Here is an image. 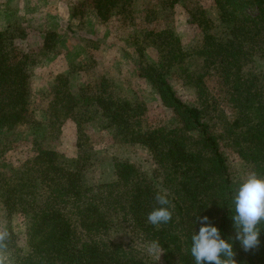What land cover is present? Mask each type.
<instances>
[{
    "label": "trees",
    "instance_id": "trees-1",
    "mask_svg": "<svg viewBox=\"0 0 264 264\" xmlns=\"http://www.w3.org/2000/svg\"><path fill=\"white\" fill-rule=\"evenodd\" d=\"M180 0H167L174 7ZM216 18L190 0L189 22L198 31L190 50L170 30H150L146 43L156 49L160 66L142 64L138 75L158 94L160 105L149 107L114 87L105 74L76 87L71 75L58 72L31 106L32 69L39 50H51L57 33L45 32L37 48L17 44L27 35L0 30V132L40 127L55 137L66 120L76 127L75 164L59 150L32 135V154L19 166L0 169V205L7 217L24 216L22 234L8 229L0 249L3 264H155L134 242L156 240L163 264H195L191 236L198 216H207L223 238L234 234L232 197L241 181L234 180L220 148L222 138L251 172L264 177V0H212ZM86 8L100 19L112 13L130 19L133 0H82L71 14ZM146 18L151 21L150 15ZM175 67L196 93L197 105L185 103L162 69ZM35 109L44 117L37 118ZM170 113V119L167 115ZM173 120V121H172ZM111 134L114 177H88L93 159L90 123ZM148 152L170 191L172 220L159 226L147 222L158 207L161 191L128 155L126 147ZM126 226L127 242L110 237ZM260 247L244 252L233 244L236 264H264V223L259 226Z\"/></svg>",
    "mask_w": 264,
    "mask_h": 264
},
{
    "label": "rangeland",
    "instance_id": "rangeland-1",
    "mask_svg": "<svg viewBox=\"0 0 264 264\" xmlns=\"http://www.w3.org/2000/svg\"><path fill=\"white\" fill-rule=\"evenodd\" d=\"M167 0H133L130 19L124 22L112 13L107 19H100L91 8H86L81 15L71 14L74 4L82 0H0V30L8 29L15 35L23 28L27 35L17 39L16 43L24 47L37 48L47 31H55L57 40L51 50H39L40 62L32 69L31 106L34 109L52 78L58 72L71 75L73 84L83 86L105 74L114 87L138 98L149 107L161 103L154 87L146 78L138 75L142 64L160 66V57L154 47L144 40L150 30L168 29L172 31L190 50L196 43L198 31L189 22L187 8L190 0H180L174 7L166 5ZM207 14L217 17L212 0H196ZM150 15V20L146 15ZM256 67L264 69V63H256ZM165 77L173 85L177 95L189 105H197L195 90L184 83L177 74L176 68L162 69ZM37 118L44 117L35 109ZM167 115L170 117L169 110ZM171 120V119H170ZM67 121V120H66ZM65 121V122H66ZM173 121V120H172ZM65 122L57 136H44L41 129L22 127L19 131L0 132V169L8 170L19 166L32 154V139L35 135L43 137V144L55 148L68 155V164L73 167L75 158V140ZM85 130L90 134L93 146V159L87 170L88 177L99 181H108L114 177L113 155L108 146L111 134L100 129L96 123H90ZM74 140V143L71 142ZM74 144V149L71 146ZM220 148L225 157L231 177L236 181L246 179L250 174L248 165L234 152L228 139L220 140ZM123 155L130 159L152 178L158 189L169 192L170 189L161 174L155 175L156 164L148 152L137 146L124 148ZM26 220L24 216L15 214L7 217L0 205V229H13L22 234ZM131 236L128 227L122 225L112 230L110 237L116 241L127 242ZM142 253L149 256L155 264H163L147 252L148 242H134Z\"/></svg>",
    "mask_w": 264,
    "mask_h": 264
},
{
    "label": "clouds",
    "instance_id": "clouds-1",
    "mask_svg": "<svg viewBox=\"0 0 264 264\" xmlns=\"http://www.w3.org/2000/svg\"><path fill=\"white\" fill-rule=\"evenodd\" d=\"M154 207L147 214V222L154 226L167 224L172 220L173 208L167 192H156ZM234 214V234L223 238L219 228L209 222L207 216H198V231L191 236L190 254L195 264H236L233 244L238 242L244 252H251L260 247L261 223H264V177L251 172L243 179L232 197ZM8 231L0 229V249L5 247ZM149 255L159 260L163 252L160 243L153 240L147 246ZM0 264L3 261L0 260Z\"/></svg>",
    "mask_w": 264,
    "mask_h": 264
},
{
    "label": "crops",
    "instance_id": "crops-1",
    "mask_svg": "<svg viewBox=\"0 0 264 264\" xmlns=\"http://www.w3.org/2000/svg\"><path fill=\"white\" fill-rule=\"evenodd\" d=\"M66 127L70 129L69 131L73 134V136H72L71 138H73V139L75 140V138H77V134H76V127H75L74 122L71 121V120H67V121L65 122V125L63 126V129L66 128ZM74 140L71 142V144L74 143ZM73 147H74V144H73V146H71V149H72ZM75 147H76V146H75ZM73 149H74V148H73ZM65 155L68 156L66 153H65ZM75 155H76V148H75V150H74L72 156L75 158Z\"/></svg>",
    "mask_w": 264,
    "mask_h": 264
}]
</instances>
